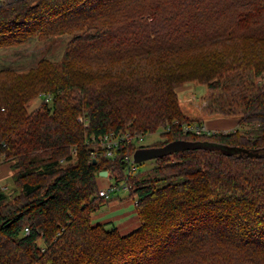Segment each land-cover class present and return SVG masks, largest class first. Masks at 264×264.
I'll return each instance as SVG.
<instances>
[{
  "label": "trees",
  "instance_id": "16d2710c",
  "mask_svg": "<svg viewBox=\"0 0 264 264\" xmlns=\"http://www.w3.org/2000/svg\"><path fill=\"white\" fill-rule=\"evenodd\" d=\"M60 36L58 59L0 68V160L15 168L14 193L0 188V264H264V0H0V50ZM193 79L211 91L205 109L238 127L183 129L201 125L176 91ZM158 129L148 146L225 151L156 158L128 177L139 224L93 223L97 176L124 179L125 156L145 146L108 156L92 137Z\"/></svg>",
  "mask_w": 264,
  "mask_h": 264
},
{
  "label": "rangeland",
  "instance_id": "374dc122",
  "mask_svg": "<svg viewBox=\"0 0 264 264\" xmlns=\"http://www.w3.org/2000/svg\"><path fill=\"white\" fill-rule=\"evenodd\" d=\"M69 39L68 36H60L46 41L32 40L24 45L5 48L0 50V68H11L14 70H26L42 59L56 60L60 57L64 46ZM198 66V65H196ZM237 74V75H234ZM235 83L247 88L245 79L252 76L249 69L238 68L234 71ZM262 78L264 79V73ZM252 79V77L250 78ZM224 80V78H222ZM260 80V79H259ZM248 81V80H246ZM249 82V81H248ZM178 93L179 106L183 114L192 121H200L201 125L207 131H230L238 127L237 118L233 116L220 115L213 112H208L205 107L209 104L208 95L211 93L207 84L198 82L196 79L186 81L179 85L176 89ZM223 92L222 89L217 90L218 94ZM226 94H228L226 92ZM41 102L40 98H35L27 104V111L31 112L36 109ZM221 121L227 122L226 126H221ZM234 125L231 127L230 125ZM196 125V124H194ZM234 127V128H233ZM162 130L158 129L156 132L141 135L143 140L136 142L135 146H148L155 142L164 140ZM7 163L0 160V164ZM8 165V164H7ZM6 165V166H7ZM133 173L135 175H149L150 168L155 166V159H147L139 163H132ZM9 169V171H8ZM7 173V174H6ZM9 173V174H8ZM15 168H6L3 173V178L0 180V188L10 195L13 192V175ZM119 172L110 171V175L97 176L98 188H105L116 181ZM116 178V179H115ZM129 190L120 189L110 195L104 200L102 206L92 214L93 223L105 224L107 228L116 227L121 233H128L139 224V218L135 211L133 199L129 197Z\"/></svg>",
  "mask_w": 264,
  "mask_h": 264
},
{
  "label": "built area",
  "instance_id": "2783aa9c",
  "mask_svg": "<svg viewBox=\"0 0 264 264\" xmlns=\"http://www.w3.org/2000/svg\"><path fill=\"white\" fill-rule=\"evenodd\" d=\"M80 120L84 121V124H87V120H83L79 118ZM185 131H190L194 132L195 134H200L204 131H207L202 125H185L183 127ZM93 141L98 144L100 147H102L108 156H111L112 153L114 152L115 149L119 148L121 144H128V143H133L135 144L136 142H140L143 140V137L141 135H116L114 133H109L105 134L104 136H101L95 140L93 138ZM124 165H125V171H126V176L124 179L115 181L114 183L110 184L109 186L105 188H99L97 191V195L101 199H108L110 195L116 191H119L120 189H125L129 190L130 188V183H129V175L132 173L133 168H132V163H133V158L132 154H128L125 156L124 159ZM25 232H28V229L25 228Z\"/></svg>",
  "mask_w": 264,
  "mask_h": 264
},
{
  "label": "water",
  "instance_id": "95a60500",
  "mask_svg": "<svg viewBox=\"0 0 264 264\" xmlns=\"http://www.w3.org/2000/svg\"><path fill=\"white\" fill-rule=\"evenodd\" d=\"M200 147L216 148L225 151V149L220 146L206 144L204 142L190 140H173L161 146H145L136 148L132 154V158L134 163H139L147 159H156L174 152L192 150ZM100 175L106 176L107 171H101Z\"/></svg>",
  "mask_w": 264,
  "mask_h": 264
},
{
  "label": "crops",
  "instance_id": "0c3cea01",
  "mask_svg": "<svg viewBox=\"0 0 264 264\" xmlns=\"http://www.w3.org/2000/svg\"><path fill=\"white\" fill-rule=\"evenodd\" d=\"M234 125V123L232 124V125H230L231 127ZM221 126H226V127H229L228 125H227V122H224V121H221ZM234 128V127H233ZM8 164V165H7ZM8 166V168H10V163H2V164H0V180H2V178L5 176H3V173L4 172H6V168H7V166ZM8 171H9V169H8ZM7 174V173H6ZM9 174V173H8Z\"/></svg>",
  "mask_w": 264,
  "mask_h": 264
}]
</instances>
